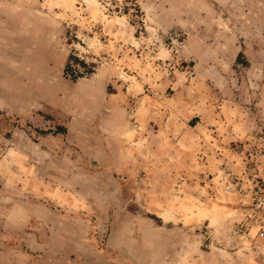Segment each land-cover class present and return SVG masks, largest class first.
I'll return each mask as SVG.
<instances>
[{"label":"rangeland","instance_id":"rangeland-1","mask_svg":"<svg viewBox=\"0 0 264 264\" xmlns=\"http://www.w3.org/2000/svg\"><path fill=\"white\" fill-rule=\"evenodd\" d=\"M116 118L129 127L115 149L100 124ZM195 125L197 149L136 150L149 129L175 136ZM221 165L226 189L215 186L220 197L207 208L227 202L231 213L214 226L194 213L196 197L181 203L171 193L184 174L218 175ZM35 178L77 187L79 200L66 203L80 215L83 242L98 247L95 258L155 264L151 249L135 253L134 228L122 250L107 235L117 218L133 227L146 218L149 232L169 227L154 206L173 198L170 208L190 215L174 220L187 221L193 261L228 246L240 264H264L257 228L233 231L251 211L252 179L264 184V0H0V213L23 209L30 194L36 215L40 202L58 213L63 206L39 187L30 192ZM31 221L46 225L41 215ZM163 231L149 242L166 240Z\"/></svg>","mask_w":264,"mask_h":264},{"label":"crops","instance_id":"crops-1","mask_svg":"<svg viewBox=\"0 0 264 264\" xmlns=\"http://www.w3.org/2000/svg\"><path fill=\"white\" fill-rule=\"evenodd\" d=\"M128 127V121L117 118L105 120L100 124L102 134L109 142L114 144L115 149L118 146L121 147V136H123L124 131H126ZM146 132L147 133H144L143 137L138 141L136 150L142 153L146 151L154 157H160L161 153L173 155V149L177 150L179 146L197 149L198 138L202 137L201 133L197 132V125L175 136L164 128H152ZM216 159L218 160V158ZM219 159L225 160L221 156H219ZM164 164L168 167L172 166V168L179 167L182 170L185 168H193L195 165L192 162H183L177 165L168 161ZM157 168H159L158 165ZM219 171H221L220 174L212 176L207 174L204 177L200 174L199 177L194 180H191L186 173L175 183V194L171 193V195L175 196L177 201L181 203H184L186 195H193V197H196L195 200L199 201V209L198 211H194V213L198 214L201 218H206L208 224H213L214 226L217 224L219 225L221 223L220 220L226 219L231 213V210L228 208L230 206H228L227 202L221 204L219 202L222 208L216 211L208 210L207 208L215 202L214 197H216V199L220 197L215 191V186L218 187V189L222 187L226 189V182L224 181L223 175L226 172V167L221 165ZM29 186L30 192H33L34 186H37L40 188L41 196L48 197L58 206L63 207L58 213H55L54 210L40 202L38 215L46 218V225L41 224L35 227H33L31 220L38 215L33 211L35 207V205H33V194H30L27 200L24 201L22 205L23 209L17 210L16 205H13L5 212L0 213V264H5L6 261V264H21L20 262H22L21 260H24V258L31 259L32 261L37 259L41 264H127L121 257H110L109 259L105 258V260L101 259V257L95 258L93 255L96 254H94L93 250H98V247H94V245L91 246V243L85 244L83 242L86 229H81L79 224L80 215L71 207L73 206L71 203L79 200L76 186L63 188L60 179L51 180L46 178L44 180H38L37 178L29 179ZM196 186H200L201 188L195 191V189L192 188ZM86 187L89 188L90 192L89 196L86 198L89 202L91 201V185L86 184ZM181 192H184V194ZM172 199H164L167 206L164 210L154 206L157 212L156 214L162 218L164 222L170 223L169 227L163 228L160 225L153 226L151 227L152 232H149V230L147 231V229H145V226L149 227L152 223L146 218L137 222L134 227L132 225H123L122 221L117 218L107 235L109 238V246L119 250L124 249L123 245L125 243L122 239L134 228L136 240L134 247L135 253L138 254L139 251H148L151 249L153 251L152 258L155 264H240V259L236 255V250L228 246H215V249H208L205 254L203 253L204 258L202 260L198 259L196 262L193 261V258H190V251L193 248L191 236L185 232L187 221L182 220V226H175L178 221L174 220L180 218L187 219L190 215L186 211L172 210L170 208L171 206H169ZM161 200H163V198H160L159 202ZM66 202L71 203L67 205ZM225 208H228V210L226 211ZM164 212L166 215H164ZM87 215L91 217L90 213ZM180 227L183 228L182 234L177 238L176 234L178 229H181ZM155 228L156 230H161L162 228V230H164L163 232L167 234V239L152 240L150 243L149 240L155 238L153 235V230ZM113 239H115L114 243ZM149 243L151 244V248L147 246ZM163 248L168 251L166 253L167 258H165V253L159 252ZM246 264H249V261H247Z\"/></svg>","mask_w":264,"mask_h":264},{"label":"built area","instance_id":"built-area-1","mask_svg":"<svg viewBox=\"0 0 264 264\" xmlns=\"http://www.w3.org/2000/svg\"><path fill=\"white\" fill-rule=\"evenodd\" d=\"M250 185L251 211L245 221L233 227V231L239 235H248L256 227V234L264 238V184L253 178Z\"/></svg>","mask_w":264,"mask_h":264},{"label":"bare ground","instance_id":"bare-ground-1","mask_svg":"<svg viewBox=\"0 0 264 264\" xmlns=\"http://www.w3.org/2000/svg\"><path fill=\"white\" fill-rule=\"evenodd\" d=\"M165 213V212H164ZM169 214V213H168ZM164 215H166V213L164 214ZM167 217H169V216H167Z\"/></svg>","mask_w":264,"mask_h":264},{"label":"trees","instance_id":"trees-1","mask_svg":"<svg viewBox=\"0 0 264 264\" xmlns=\"http://www.w3.org/2000/svg\"><path fill=\"white\" fill-rule=\"evenodd\" d=\"M63 130H65V128H63Z\"/></svg>","mask_w":264,"mask_h":264}]
</instances>
